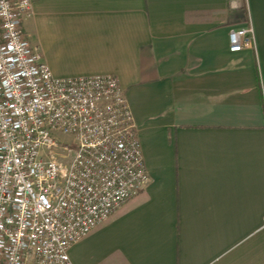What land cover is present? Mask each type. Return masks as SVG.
Returning a JSON list of instances; mask_svg holds the SVG:
<instances>
[{
  "label": "crops",
  "instance_id": "crops-1",
  "mask_svg": "<svg viewBox=\"0 0 264 264\" xmlns=\"http://www.w3.org/2000/svg\"><path fill=\"white\" fill-rule=\"evenodd\" d=\"M56 77L114 75L149 183L74 264H264V0H31ZM251 26L254 46L229 51Z\"/></svg>",
  "mask_w": 264,
  "mask_h": 264
},
{
  "label": "built area",
  "instance_id": "built-area-1",
  "mask_svg": "<svg viewBox=\"0 0 264 264\" xmlns=\"http://www.w3.org/2000/svg\"><path fill=\"white\" fill-rule=\"evenodd\" d=\"M31 6L0 0V264H74L71 246L149 173L118 78L56 77L26 36ZM253 33L231 29L229 51L253 48Z\"/></svg>",
  "mask_w": 264,
  "mask_h": 264
},
{
  "label": "rangeland",
  "instance_id": "rangeland-1",
  "mask_svg": "<svg viewBox=\"0 0 264 264\" xmlns=\"http://www.w3.org/2000/svg\"><path fill=\"white\" fill-rule=\"evenodd\" d=\"M71 157H72V152H68L65 157L61 158V161L66 163L71 159Z\"/></svg>",
  "mask_w": 264,
  "mask_h": 264
}]
</instances>
